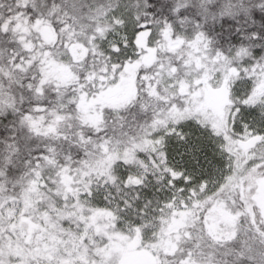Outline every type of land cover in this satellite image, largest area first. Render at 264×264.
Returning <instances> with one entry per match:
<instances>
[{
    "label": "snow or ice",
    "instance_id": "1",
    "mask_svg": "<svg viewBox=\"0 0 264 264\" xmlns=\"http://www.w3.org/2000/svg\"><path fill=\"white\" fill-rule=\"evenodd\" d=\"M0 264H264V0H0Z\"/></svg>",
    "mask_w": 264,
    "mask_h": 264
}]
</instances>
